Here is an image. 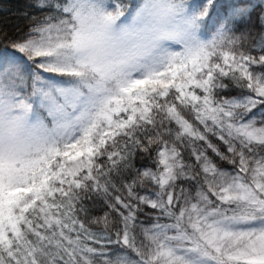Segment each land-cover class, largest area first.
I'll use <instances>...</instances> for the list:
<instances>
[{"label":"snow or ice","instance_id":"obj_1","mask_svg":"<svg viewBox=\"0 0 264 264\" xmlns=\"http://www.w3.org/2000/svg\"><path fill=\"white\" fill-rule=\"evenodd\" d=\"M0 25V264H264V0H27Z\"/></svg>","mask_w":264,"mask_h":264},{"label":"trees","instance_id":"obj_2","mask_svg":"<svg viewBox=\"0 0 264 264\" xmlns=\"http://www.w3.org/2000/svg\"><path fill=\"white\" fill-rule=\"evenodd\" d=\"M27 0H0V25H6L10 32L15 33L25 27L19 13Z\"/></svg>","mask_w":264,"mask_h":264},{"label":"rangeland","instance_id":"obj_3","mask_svg":"<svg viewBox=\"0 0 264 264\" xmlns=\"http://www.w3.org/2000/svg\"><path fill=\"white\" fill-rule=\"evenodd\" d=\"M137 2H139V0H137Z\"/></svg>","mask_w":264,"mask_h":264}]
</instances>
